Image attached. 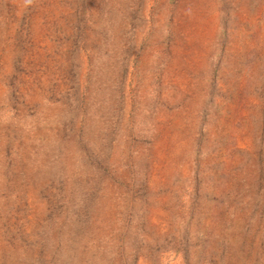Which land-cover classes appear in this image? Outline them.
<instances>
[{
  "label": "rangeland",
  "instance_id": "obj_1",
  "mask_svg": "<svg viewBox=\"0 0 264 264\" xmlns=\"http://www.w3.org/2000/svg\"><path fill=\"white\" fill-rule=\"evenodd\" d=\"M0 264H264V0H0Z\"/></svg>",
  "mask_w": 264,
  "mask_h": 264
}]
</instances>
